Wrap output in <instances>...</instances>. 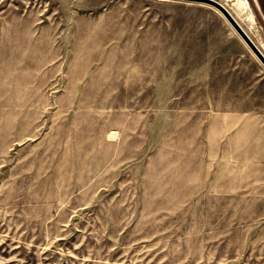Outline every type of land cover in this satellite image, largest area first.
I'll use <instances>...</instances> for the list:
<instances>
[{"label":"rangeland","instance_id":"374dc122","mask_svg":"<svg viewBox=\"0 0 264 264\" xmlns=\"http://www.w3.org/2000/svg\"><path fill=\"white\" fill-rule=\"evenodd\" d=\"M0 264H264V66L213 6L0 0Z\"/></svg>","mask_w":264,"mask_h":264},{"label":"water","instance_id":"95a60500","mask_svg":"<svg viewBox=\"0 0 264 264\" xmlns=\"http://www.w3.org/2000/svg\"><path fill=\"white\" fill-rule=\"evenodd\" d=\"M190 1L206 3L219 10L224 16V18L231 24L234 30L238 33L240 38L246 43L248 48L254 53V55L264 66V52L254 42V40L250 37V35L246 32V30L236 19V17L222 2H220L219 0H190Z\"/></svg>","mask_w":264,"mask_h":264},{"label":"crops","instance_id":"0c3cea01","mask_svg":"<svg viewBox=\"0 0 264 264\" xmlns=\"http://www.w3.org/2000/svg\"><path fill=\"white\" fill-rule=\"evenodd\" d=\"M247 1H248L249 9L253 15V22L251 23L250 21H248L250 24L249 26L254 25L253 27H251L253 35L255 36L256 34H258V36H260V38H261V42H259V44H257L255 41L254 42L264 52V0H247ZM257 23H260V24H258V26H257ZM246 32H247V30H246Z\"/></svg>","mask_w":264,"mask_h":264},{"label":"bare ground","instance_id":"6f19581e","mask_svg":"<svg viewBox=\"0 0 264 264\" xmlns=\"http://www.w3.org/2000/svg\"><path fill=\"white\" fill-rule=\"evenodd\" d=\"M230 4L232 5V10L228 7V9L232 12V14L236 17V15H244L245 18L253 22V15L252 12L249 9L248 1L247 0H230ZM216 9V8H215ZM217 10V9H216ZM221 15L222 13L217 10ZM223 16V15H222ZM224 17V16H223ZM237 19V17H236ZM239 21V20H238ZM229 23V22H228ZM230 24V23H229ZM231 26V24H230ZM232 27V26H231ZM233 28V27H232ZM234 29V28H233Z\"/></svg>","mask_w":264,"mask_h":264}]
</instances>
